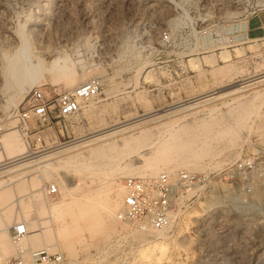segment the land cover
<instances>
[{
  "label": "rangeland",
  "instance_id": "obj_1",
  "mask_svg": "<svg viewBox=\"0 0 264 264\" xmlns=\"http://www.w3.org/2000/svg\"><path fill=\"white\" fill-rule=\"evenodd\" d=\"M145 1L147 3H144ZM166 4L167 0H0V66L7 62L5 58L3 60V52L10 56L14 49L9 42L15 40L14 43L19 44V33L22 31L32 45L33 51L39 54L45 65L55 58V55H62L61 57H67L66 63L74 68V76L72 74L58 81H51L50 75L45 72L38 80L39 83L37 81L32 86L54 87L61 91L72 88L91 76L102 79L101 93L96 98L84 102L79 113L66 120L68 134L59 139L54 130H51L44 134L43 143L33 139L37 135L32 130L35 118H28L27 121L21 119L19 115L25 106L22 96L26 94L27 89L21 97L15 98L16 104L12 102L6 105L8 96L14 94L17 89L13 82H9L11 84L8 83L5 88L0 76V102L4 123L0 135L18 129L21 139L26 141L36 154L57 145L72 144L102 127L120 124L156 110H164L191 97L212 91H215L214 94L225 92L232 88L229 85L236 84L234 87H237L240 82L254 74L264 72V26L259 21H256L252 29L254 35L243 38L242 42L229 47L204 51L202 42L207 36L196 35V40L199 38V45L185 57L184 52L172 57L168 50L160 51L158 33L155 30H144L146 28L144 23L151 20L152 23L156 22L157 26L163 27L172 22L173 15ZM238 6L245 5L236 2V7ZM259 13H264V10ZM254 16H249L246 20ZM255 18L257 17H254V20ZM236 22L238 23V19ZM209 37L213 42L214 36ZM185 38L179 40L183 41ZM251 38L253 40H250ZM190 39L196 41L191 36ZM224 49L230 51L228 60L221 59L220 51ZM215 51L218 56L211 53ZM68 57L74 62L69 61ZM207 57L213 59L209 66L197 67L198 71L194 74L191 88L187 90V97H182L178 92L177 95L171 94L172 97L164 99L165 94H162L160 86L146 82L152 81L157 74L155 67L163 62L182 58H190L193 60L191 62H194L196 59ZM35 60L33 57L32 62ZM196 64L198 63L195 62ZM258 83L241 87V96L238 99L250 103L253 100L252 90ZM220 88L224 89L219 90ZM220 98L221 101L217 102H211L212 99L206 101L211 104L212 109L196 117L186 118L174 126L177 129L185 125L188 134L196 132L197 139L207 141L205 145L208 148L206 150L204 148L203 152L201 150L196 157L191 152H186L182 155L183 158L181 155L180 158L179 154L177 157L172 154L176 158L171 155V162L169 160L165 161L167 163L161 162L157 169L144 175L152 176L160 170L170 171L178 168L208 174V180L204 184L190 190V196L183 201L177 218L165 230L159 232L137 230L133 225L117 218L116 212L119 208L112 213L114 217L103 219L104 223L102 220L98 230L97 225V228L95 225H88L87 221H81L79 217L77 220H80L71 223V214L68 213L52 212L51 218L45 209L37 211L31 197L26 195L22 197L20 209L15 204L11 206L12 219L9 224L21 218L34 222L35 219L39 222L46 220L44 226L47 225L46 229L50 228L52 241L51 245L45 247L49 249L48 251L62 253L63 259L58 264H264V174L252 176L241 174L236 180H230L221 172L226 164L239 157L251 156L258 151L264 153V93L254 100L246 114L243 113L244 108L239 109L241 108L237 103L239 100L233 99L230 94H222ZM180 107L181 105H177L155 115ZM201 122L214 124L208 127L209 130L202 126L203 129H199L200 125H204ZM27 125L31 131L25 129ZM188 134L180 137L188 138ZM166 135L168 132L165 130L159 134L154 130L150 138L142 142L143 144L130 142L131 146H135L134 143L138 144L137 150L133 153L128 154L129 151H124L121 155L114 152L121 149L120 146L114 148V151L111 150L109 154L115 155L114 157L111 155L110 165L107 163L105 167L102 166L104 168L101 173L103 172L104 177H93L86 171L79 173L75 170L77 165L75 163L33 169L25 177L9 184H0V190H10V196L5 204L11 205L10 200L20 194L17 190L19 184H24L27 187L25 190H30L31 184H35L33 187L37 196L40 200L46 201L48 207L54 203L61 205L68 200L66 196L68 189H64V184L69 181L70 185H75L76 188L71 192L68 190V193L78 200H84V193L88 191L94 193L93 197L98 195L96 200H93L97 212L94 209H92L94 212L90 211L99 216V209L101 211L111 190L119 188L123 197V178L138 175H128L126 171L123 170L121 173V169H117L141 163L144 155L150 158L154 155V152H151V142L158 137H167ZM49 136L51 138H48ZM53 140H57L58 144L53 142L54 145L50 146L49 142ZM85 158L80 159L78 163L91 161L88 157ZM48 183L57 184L58 192L55 195L46 192ZM23 209H27L28 212H23ZM1 211L0 208V213ZM61 215L64 218H61ZM62 221L69 227L74 223L75 226H72L74 230L80 226L78 230L76 229L77 232L70 234L75 245L72 254L68 253L63 241H60L61 236L58 240L53 233L60 225L62 227ZM52 224L54 226H51ZM93 227L97 230H93ZM27 243L30 247L39 248L30 242ZM13 251L14 248L5 252V255Z\"/></svg>",
  "mask_w": 264,
  "mask_h": 264
},
{
  "label": "bare ground",
  "instance_id": "obj_2",
  "mask_svg": "<svg viewBox=\"0 0 264 264\" xmlns=\"http://www.w3.org/2000/svg\"><path fill=\"white\" fill-rule=\"evenodd\" d=\"M19 37H20L19 44H15L14 43L15 40L13 42H9V45L14 46V49H12L10 56H8L5 53V51L3 52V60L5 58L7 62L5 61L6 64L5 65L2 64L3 66L2 65L0 66V76L2 77V80H3V86H5V88H6V85L9 82H13L16 89H17L14 94H12V95L10 94V97L8 96V98L6 100L7 101L6 105H8L12 102L16 104V102H14L15 98L21 97L24 94L25 89L28 90L29 87H31L34 83H36L39 79H41V77L43 76V74L45 72L50 75L51 81H58L61 78H67L69 76H72V74L74 76L73 66L72 65L70 66L66 63L67 57L65 58V57H61L62 55L61 56L55 55L56 57L52 58V60L47 65H45L42 58L39 56V54H37L36 51L35 52L33 51L32 45L27 41L26 37L22 34V31H21V33H19ZM10 40H12V39H10ZM33 57H35V59H36L35 62H32ZM68 60L71 61L69 57H68ZM75 76H77V75H75ZM263 76H264V72H260V74H254L253 76H251V78H248V79L244 80L243 82H240V84H238L237 87H234L236 84L229 85L232 88L225 91V92H221V93H217V94H214L215 91L208 92L205 94H201L199 96H195V97L186 99V100L179 102L175 105H171V107L168 108V109H171V108H175L177 105H181V107L177 110H171V111L164 113V114H161V115H155L156 113H160V111L159 112L156 111V112H152V113H149L146 115L136 116V117H134L128 121L122 122L120 124L108 125V126L102 127L100 129L96 130L95 132H92L89 135H87V136H85L79 140H76L72 144L57 145L56 147H53L50 150L38 152L36 154L34 151H32V149H30V147L26 143V141L21 139L20 133L18 132V129L9 130V131L0 135V184H3V183L9 184L11 182H14V180H16L18 178H21L23 176L25 177L33 169L39 170V169H43V168H46L49 166L67 165V164H73V163L77 164L75 167L76 168L75 170L79 173L86 171L93 177H100V176L104 177V176H102L103 172L101 173V170L105 167V165L107 163L109 164V162L111 160L110 158H112L111 157L112 154L111 155L109 154V152L111 150L114 151V148L116 149L117 146L118 147L120 146L121 149H119L118 151L116 149L114 152H117V154H121V155L123 154L124 151H129L128 154L133 153L134 151L137 150L136 148L138 147V144L134 143L135 146H131L132 145L131 143L136 141V142H141V144H143L142 142L145 141L146 139L150 138L149 136L151 135L152 131H154V130H156L158 132V134L162 130H165V132H168V135H166L167 137H158L157 136L158 139L155 137L156 140L155 141L153 140L154 143H153V141L151 142V144H152V151L151 152H154V155H151L150 158H148V156L144 155L143 158L141 159L142 160L141 163H138L136 165L134 164V166H129V165L123 166V168L121 167L117 170L121 169L120 170L121 173L124 170V171H126L125 173H127L128 175L138 174L140 176H144V175H147V174L151 173L152 171H154V169H157L156 167H158L159 163L165 162L167 160L170 161V156L172 154H175V156L176 155L178 156V154H179V157L181 158V156L186 154V152L187 153L191 152L192 154H195V157H196V156H198L199 152L201 153V150L203 152L204 148H205V150L208 148V146L206 147L207 141L206 142H204L205 140H203V142L199 141V139H197L196 132H195V134H190V133L188 134L187 133L188 128L184 127L185 125L182 127H178L177 129H175L174 126L178 122H180L186 118L196 117L200 113H203L205 111L212 109L211 104L206 103L207 100L212 99L211 102H213V101L217 102L218 100L221 101L220 96L222 94H227V93L230 94V97H232L233 99H238L241 96V89H240L241 87L248 86V85L254 84L256 82L257 83L260 82L252 90L253 91V93H252L253 100H251L250 103L246 102L244 100L238 99L239 101L237 103H238V105H240L239 107H241L239 109L244 108L245 111L243 113L246 114V112L249 110V107L254 102V100H256V98L261 97V95L264 93V82H263L264 78H263ZM76 78H78V76ZM70 79L73 80V78H70ZM72 80H70V81L73 82ZM38 83H39V81H38ZM9 84H11V83H9ZM229 86H227V87H229ZM222 89H224V88H220L219 90H222ZM24 96H25V94L22 96V99L24 98ZM165 110H167V109H164L163 111H165ZM152 115H155V117H150ZM148 117H150V118H148ZM219 121H216V122H219ZM237 122H238V120H237ZM202 124H204V123H202ZM211 124H214V123L208 122V123H205L204 125H200L199 129H201L202 127L203 128L205 127V128H207L206 130H209L208 127H210ZM198 127H199V125H198ZM172 129H175V130H172ZM185 134L189 135L188 138L184 137V139H183L182 137H180V136L185 135ZM209 147H210V144H209ZM111 153H113V152H111ZM202 154H204V153H202ZM113 155H115V154L113 153ZM172 156H171V161H172ZM175 156H173V157H175ZM191 156H193V155H191ZM85 157H88L89 160L91 159V161H89V163H83V162L78 163L80 159H83V158L86 159ZM182 158H183V156H182ZM114 161H115V159H114ZM165 163H167V162H165ZM103 165H104V167H102ZM73 166H75V165H73ZM114 170L116 171V169H114ZM146 171H148V172H146ZM167 171H169V170H167ZM111 176H113V175H111ZM111 180H112V178H111ZM114 184L115 183L113 182V185ZM34 185L35 184H31L32 187H30V190H25L27 187H25L24 184H19L17 186V190L19 191L20 194L15 195L14 198L12 200H10V203H11V205H9L10 208H9V206H7V204H5V201L10 196V190H8V189L0 190V201H1V207L0 208L2 209V211H1L2 213H0V253H2V254H5V252H7V251H11L12 248H14V250H15L14 244L12 242L10 243V241L8 239L7 228L10 225L9 224L10 219H12V217H11L12 216L11 215V206L13 204H15L16 207L18 206V208L20 209L19 205L21 204V201L23 199L22 198L23 195L31 197L32 200L31 199L30 200L32 201V203L35 206L37 211L45 209L47 211V213H49V216L52 212L57 213V214L58 213H62V214L68 213V214H71V223H72V221H76L77 218L79 217V218H81V221H84V220H85V222L87 221L86 223L88 225H92V226L95 225V227L97 225L98 230H99V224L102 223L103 219H110V217L112 218V216H113L112 213L114 212V210L116 208H119L118 207L120 205L119 202L122 199L121 198L122 197L121 196L122 191H120L119 188H114L112 190L110 189L111 194L109 195L106 203L103 204L101 211L99 209L100 214L98 216L97 213L96 214L93 213L94 211H96L95 210L96 208L94 207V201L93 200H96V196H98V195H96V196L94 195V197H93L94 193H92V192L91 193L89 191L87 193L85 192L86 194L83 192L85 195V199L84 200H78L75 196H72L71 193H68V190H70V192H71V190L75 189L76 187H75V185H73V186L70 185V182L67 181L66 185L64 184V189L65 188L68 189L67 193H66L68 200L66 202L64 201L65 202V203L63 202L64 204L61 203V205H54L55 204L54 203L53 205H51V207H48L49 205L46 203V201L40 200L39 197L37 196V193L35 192V188L33 187ZM119 185H118V187H119ZM59 186H62V185H59ZM97 188H98V186H97ZM90 190H92V189H90ZM93 190L97 191V189H94V188H93ZM121 190H123V189H121ZM97 202H98V200H97ZM98 207H100V206H98ZM76 209H77V211H76ZM92 209H94V211ZM23 210H24L23 212H28L27 209H23ZM90 210H92L93 212L91 213ZM61 218H64V217L62 216ZM21 219L25 221V223L28 227V231H29L26 238L20 242L21 246L23 245V247H25V248H33V247H30L27 245V244H29L27 242H30L36 246H39V248H35V249H46L45 246L51 245L50 242L52 241V238H51V233H50V228H49L50 226L48 227L49 229H46L47 225H46V227L44 226V224L46 223V220L39 222V221H36V219H35V222H34V221H30L26 218H21ZM78 220H80V219H78ZM57 221H59V220H57ZM62 222H60V224ZM103 223H104V220H103ZM73 225L75 226V224L73 223L70 226L71 227V229H70V227L66 226L63 222L62 227L60 225V228L57 231H55V230L53 231L56 239H58V237L61 236L60 238L62 240H60V241L61 242L63 241L64 247L66 248V250L68 251L69 254L73 253L74 246H75L73 244L74 241L72 240V238H71L72 236L70 234L75 232V231L77 232V230H78L77 228L80 227V226H78L76 228L77 230L76 229L74 230V228L72 227ZM42 226H44V227H42ZM51 226H54V225L52 224ZM111 226H109V227H111ZM93 230H95L94 227H93ZM100 230L104 231V229H100ZM137 230H139V229H137ZM140 233H141V231H140ZM40 247H44V248H40ZM49 248H50V246H49ZM46 250H49V249H46ZM13 253H14V251H13ZM6 255H8V254H6Z\"/></svg>",
  "mask_w": 264,
  "mask_h": 264
},
{
  "label": "built area",
  "instance_id": "obj_3",
  "mask_svg": "<svg viewBox=\"0 0 264 264\" xmlns=\"http://www.w3.org/2000/svg\"><path fill=\"white\" fill-rule=\"evenodd\" d=\"M236 2H242L245 6L236 7ZM166 6L173 15L172 22L162 27L148 20L144 23V30H155L158 33L160 51L168 50L172 57L184 52L185 57L199 45L196 35L214 36L213 41L218 40L215 46H202L204 51L235 44L233 34H227V30L236 29L237 19L242 22L264 10V0H167ZM190 36L196 41H192ZM180 38L185 39L180 41ZM101 90L102 79L98 76H91L78 85L61 91L54 87L32 86L22 99L25 106L19 115L27 121L31 117L37 120V127L34 128L37 135L33 139L45 143L42 129L54 125L61 136L68 134L66 120L77 115L82 104L96 98ZM3 126L0 102V130ZM25 129L31 131L28 125ZM221 172L230 180H236L241 174L263 175L264 153L258 151L251 156L239 157L226 164ZM207 180L208 174L186 168L160 170L152 176H125L122 180L124 195L116 216L139 230H165L177 218L183 201L190 196V190ZM46 192L55 195L58 192L57 184L48 183ZM7 233L15 250L8 255L0 253V264H58L63 259L60 251L21 246L20 242L29 233L22 219L14 220L8 226Z\"/></svg>",
  "mask_w": 264,
  "mask_h": 264
},
{
  "label": "crops",
  "instance_id": "obj_4",
  "mask_svg": "<svg viewBox=\"0 0 264 264\" xmlns=\"http://www.w3.org/2000/svg\"><path fill=\"white\" fill-rule=\"evenodd\" d=\"M254 17L255 18L254 20ZM252 17L250 20H244L242 22L236 23V32L235 30H227V34H233L232 36L236 40V43L242 42L241 40L243 38H249L251 35H254V32H252V29H254V25L256 21H259L260 23H264V13H259ZM250 40H253L251 38ZM216 41H211L210 37L207 36L203 39L202 46L204 47H211L215 46ZM207 42V43H205ZM217 50V49H214ZM212 50V51H214ZM230 51L227 50H221V59L228 60L230 55ZM212 54H215L218 56L217 52H211ZM210 57H207V59L198 60L196 59L194 62H191L190 58H182V59H174L170 61L163 62L155 67V71L157 74L155 77L151 80H148L146 82H151L154 86H160L162 90V94L164 99H167L169 97H172L171 94L177 95L178 92L182 97H187V90H189L192 86L193 80H194V74L197 73L198 68H204L206 66H209V62L212 61ZM218 60V58H217ZM215 60V61H217ZM220 61V60H219ZM195 62L198 63L195 65ZM194 65V66H193ZM196 67V68H194ZM145 79V78H144ZM181 89V90H180ZM178 90V91H177ZM192 98V97H191ZM32 126V130H35L34 128L37 127V120L34 119ZM54 130L56 133V136L60 139L61 136L58 132L55 126L46 127L42 129V133H47L50 130ZM55 136V137H56ZM57 140L50 141V146L54 145L53 142L56 143ZM58 144V143H56Z\"/></svg>",
  "mask_w": 264,
  "mask_h": 264
},
{
  "label": "water",
  "instance_id": "obj_5",
  "mask_svg": "<svg viewBox=\"0 0 264 264\" xmlns=\"http://www.w3.org/2000/svg\"><path fill=\"white\" fill-rule=\"evenodd\" d=\"M174 105H175V104H174ZM170 107H171V106H170ZM168 108H169V107H167V108H165V109H168ZM156 111H158V112H159V111L162 112L163 110H156Z\"/></svg>",
  "mask_w": 264,
  "mask_h": 264
}]
</instances>
